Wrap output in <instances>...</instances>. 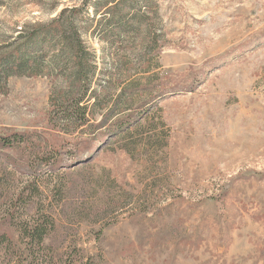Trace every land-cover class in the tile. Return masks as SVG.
<instances>
[{
  "label": "rangeland",
  "instance_id": "obj_1",
  "mask_svg": "<svg viewBox=\"0 0 264 264\" xmlns=\"http://www.w3.org/2000/svg\"><path fill=\"white\" fill-rule=\"evenodd\" d=\"M139 3L148 15L142 29L155 33L144 43L129 32ZM105 4L0 0V43L82 8L97 77L113 79L92 109L98 122L123 79L141 75L139 63L158 62L151 73L164 83L124 107L140 116L132 133L114 132L117 115L90 135L50 126L59 81L11 77L0 94V134L40 141L0 148V229L26 252L16 219L50 215L45 245L56 261L75 264H264V0H125L115 13ZM117 20L129 31L107 42L103 31ZM101 138L85 161L64 155L55 172L26 170L50 145L87 154Z\"/></svg>",
  "mask_w": 264,
  "mask_h": 264
},
{
  "label": "trees",
  "instance_id": "obj_2",
  "mask_svg": "<svg viewBox=\"0 0 264 264\" xmlns=\"http://www.w3.org/2000/svg\"><path fill=\"white\" fill-rule=\"evenodd\" d=\"M121 1L125 2V0H106L105 6H111L110 10L115 13ZM138 1L145 2L147 0ZM93 4L97 11L98 2ZM142 6L139 3L133 14V18L139 22L137 28L129 31L126 29L127 23L117 20L114 27L103 31L105 40L114 42L115 35L128 31L134 32L135 36L138 34L140 37L138 40H141L142 43L147 39H152L155 33L151 32L149 28L144 30L141 26L148 16ZM81 10L82 8H74L70 10L72 14L68 16H65V10H63L48 23L37 22L28 28L22 27L12 41L0 43V94L8 92V82L11 77L52 76L54 80L60 82V86H56L53 93L54 99L49 112L48 121L53 129L63 130L68 134L88 132V134L94 135L98 129L104 127L109 117L118 115L119 118L114 123V132L128 135L134 131L132 128L137 124L139 127L141 122L137 123V118L140 116L135 109L124 107L144 93L161 88L164 83L160 74L151 73L153 68L161 66L158 62L155 67L139 63L141 71L138 73L141 75L138 78L129 76L123 79L121 92L114 102L110 105L100 106L101 109L107 108V113L98 122L92 109H95L101 102L100 87L111 84L113 79L103 81L97 77L99 72L97 56L88 47L83 31L78 24V14ZM140 12L141 15H138ZM158 42V40L154 41L155 44ZM146 62L150 63V61ZM102 139L104 138L98 139L93 146L89 145L87 154L79 153L81 150L79 145L66 149L57 148V144L56 147L50 145L51 147H46L45 151L36 155L35 159L28 163L26 170L31 172L34 177H37L38 173L46 171L55 172L63 168L65 159L62 157L64 155L70 157L72 163L83 161L84 159L81 158L83 156L85 159L89 158L88 154L94 150L96 144H101ZM39 141L38 134L31 135L24 132L0 134V148L3 149L31 146L30 150H32V147H35V142ZM27 199L22 194L19 195L17 202L20 204L22 200L26 201ZM8 214V220L12 221L14 218L11 219L9 212ZM17 219L14 225L20 232V242L24 244L26 252L17 247L4 229H0V251L4 255L5 264H75L71 258L67 260L61 258L60 261H56L49 246L45 245L47 237L54 229L52 216L43 213L30 218L22 219L20 217Z\"/></svg>",
  "mask_w": 264,
  "mask_h": 264
}]
</instances>
